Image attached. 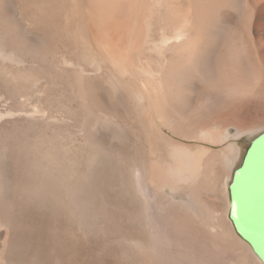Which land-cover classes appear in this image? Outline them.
Wrapping results in <instances>:
<instances>
[{"label":"bare ground","instance_id":"bare-ground-1","mask_svg":"<svg viewBox=\"0 0 264 264\" xmlns=\"http://www.w3.org/2000/svg\"><path fill=\"white\" fill-rule=\"evenodd\" d=\"M263 133L264 0H0V264H264Z\"/></svg>","mask_w":264,"mask_h":264},{"label":"water","instance_id":"water-1","mask_svg":"<svg viewBox=\"0 0 264 264\" xmlns=\"http://www.w3.org/2000/svg\"><path fill=\"white\" fill-rule=\"evenodd\" d=\"M264 133L250 145L241 168L236 171L230 185L231 218L236 231L247 241L259 258V229L262 211H264V188L259 163V142ZM235 206V211H234Z\"/></svg>","mask_w":264,"mask_h":264},{"label":"snow or ice","instance_id":"snow-or-ice-1","mask_svg":"<svg viewBox=\"0 0 264 264\" xmlns=\"http://www.w3.org/2000/svg\"><path fill=\"white\" fill-rule=\"evenodd\" d=\"M259 163L261 170V178H262V188H264V139H261L259 142ZM235 211V206H234ZM259 245H254L257 247V250L260 252L262 259H264V211L261 214L260 220V229H259Z\"/></svg>","mask_w":264,"mask_h":264},{"label":"rangeland","instance_id":"rangeland-1","mask_svg":"<svg viewBox=\"0 0 264 264\" xmlns=\"http://www.w3.org/2000/svg\"><path fill=\"white\" fill-rule=\"evenodd\" d=\"M249 143H250V141L248 139L247 140L246 139H243V141L240 142V144L243 145L242 148L244 147L243 148V153L249 147Z\"/></svg>","mask_w":264,"mask_h":264}]
</instances>
